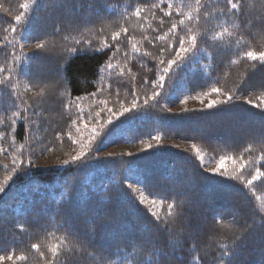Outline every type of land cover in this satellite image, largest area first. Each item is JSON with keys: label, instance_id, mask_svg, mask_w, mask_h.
Returning a JSON list of instances; mask_svg holds the SVG:
<instances>
[{"label": "trees", "instance_id": "obj_1", "mask_svg": "<svg viewBox=\"0 0 264 264\" xmlns=\"http://www.w3.org/2000/svg\"><path fill=\"white\" fill-rule=\"evenodd\" d=\"M233 2L0 0L2 264H264V0Z\"/></svg>", "mask_w": 264, "mask_h": 264}, {"label": "rangeland", "instance_id": "obj_2", "mask_svg": "<svg viewBox=\"0 0 264 264\" xmlns=\"http://www.w3.org/2000/svg\"><path fill=\"white\" fill-rule=\"evenodd\" d=\"M36 46L31 44V45H27V44H23V48L25 51L29 52L31 51L33 48H35ZM209 102L208 100L202 99L200 101H190L185 99L184 101L178 103L177 105H175L173 107V110H179V109H184V108H193L196 107L198 104H203V105H207ZM175 145L178 146H183L185 148H188L190 150L195 151L199 158L201 159L202 163L204 164V166L208 169V170H213L217 167L216 164L213 163L212 160H210V158L204 154L202 151L198 150L197 148L191 146L190 144H184L182 142H173ZM134 146H130V145H123V146H114L112 148L109 149L110 152H133L134 151ZM38 164L41 165H48L47 162H44V160L40 161ZM142 198L144 199L145 202H149L146 198H144V196L141 194Z\"/></svg>", "mask_w": 264, "mask_h": 264}, {"label": "snow or ice", "instance_id": "obj_3", "mask_svg": "<svg viewBox=\"0 0 264 264\" xmlns=\"http://www.w3.org/2000/svg\"><path fill=\"white\" fill-rule=\"evenodd\" d=\"M229 3H230V5H231V7H232L233 10H235V9L237 8V4H236L235 2H233V0H229ZM16 19L19 20L20 17H17ZM260 55H261L262 58H264V53H261ZM248 56H249V57H252V58H255L254 54L251 53V52L248 53ZM165 71H168V69H165ZM213 91L218 92L219 89H214ZM229 98H230V97H229ZM258 99H259V98H258ZM248 102H249V103H252V101H248ZM262 102H264V101H262ZM214 103H215V101H213L212 103H210V104H209V107H211L212 104H214ZM255 106L258 107L259 105H255ZM223 166H224V161H223V159H222V160H221V163H220V165H219V167H220V168H223ZM258 172H259V170H258ZM260 177H264V172H259V176H253V178H252L251 180H249L248 183H249V184H253V181L259 179ZM153 203H155V202H153ZM170 207H171V206H170ZM33 247L35 248L36 245H33ZM12 258H13L12 256H8V257H7L8 260H11ZM3 259H4L3 257H0V264H2Z\"/></svg>", "mask_w": 264, "mask_h": 264}]
</instances>
